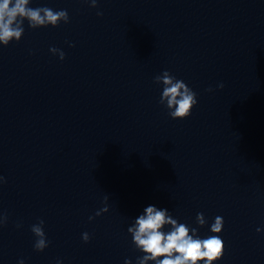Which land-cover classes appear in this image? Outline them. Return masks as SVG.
<instances>
[{"label":"water","instance_id":"water-1","mask_svg":"<svg viewBox=\"0 0 264 264\" xmlns=\"http://www.w3.org/2000/svg\"><path fill=\"white\" fill-rule=\"evenodd\" d=\"M30 6L66 9L70 22L25 20L20 41L0 45V264H136L127 228L150 204L201 237L222 216L214 264H264V0ZM164 70L197 93L191 116L159 103Z\"/></svg>","mask_w":264,"mask_h":264},{"label":"clouds","instance_id":"clouds-1","mask_svg":"<svg viewBox=\"0 0 264 264\" xmlns=\"http://www.w3.org/2000/svg\"><path fill=\"white\" fill-rule=\"evenodd\" d=\"M91 7H97L98 0H85ZM31 0H0V45L7 46L13 40L20 41L24 33L23 23L28 21L29 27H57L61 22L67 24L70 17L66 9L53 10L49 7H31ZM97 12V15H102ZM73 46V45H70ZM49 51L58 55L61 60L65 58V52L57 47H50ZM154 82L162 84L163 90L159 103L168 110L172 119H185L192 114V109L197 105V93L182 79H178L169 70H164L154 77ZM223 88L224 84L217 85ZM212 91V88L207 89ZM7 183L4 176L0 175V185ZM103 207L98 209L95 216L109 211L108 196L103 198ZM94 216H89L93 220ZM8 222V215L0 212V227ZM196 223L204 226L208 223L204 213L196 214ZM45 221L31 225V231L35 235L34 249L42 252L48 247L50 241L44 231ZM224 220L222 216H216L210 225L211 235L201 237L198 228L191 227L187 223H181L174 218L167 208H159L148 205L143 212L134 218V222L127 228L132 237L135 248L143 253L136 258V264H214L223 258L225 244L219 235L223 230ZM18 228L20 224L16 225ZM167 229V231L165 230ZM257 231H261L257 228ZM84 242L91 237L88 232L82 233ZM18 264H24L21 259ZM61 264V261H57ZM125 264H132L130 258L125 259Z\"/></svg>","mask_w":264,"mask_h":264}]
</instances>
